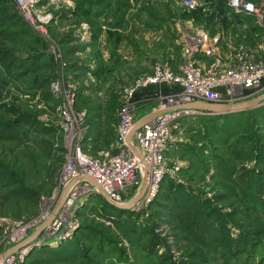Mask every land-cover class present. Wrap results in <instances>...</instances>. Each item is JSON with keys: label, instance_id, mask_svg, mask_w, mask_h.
<instances>
[{"label": "rangeland", "instance_id": "1", "mask_svg": "<svg viewBox=\"0 0 264 264\" xmlns=\"http://www.w3.org/2000/svg\"><path fill=\"white\" fill-rule=\"evenodd\" d=\"M179 1L42 0L39 4L42 15L51 16L49 23L42 24L26 19L11 0L10 15L0 24V49L14 62L9 70L0 66V254L9 248L10 238L16 232L26 230L31 236L37 225L55 211L73 135L81 130L87 135L103 128L106 137L99 146L102 150L109 149V142L115 140L110 124L115 129L119 124L117 112L124 105L125 89L140 77L151 75L159 65L166 63L174 70L180 67L179 42L191 28L190 22L212 34L245 32L250 28V22L222 20L220 11L207 16L210 21H205L204 15L197 20V16L179 7ZM82 22L87 25H81ZM89 30L92 41L84 45ZM127 46L134 51L131 61L116 54L119 48L125 54ZM262 94L264 84L258 94L240 105ZM155 102L154 96L137 95L129 106L135 115L141 116ZM18 114L29 116L34 126L14 123L21 118ZM228 114L234 113L223 115ZM206 116L216 118L209 134L199 120ZM216 116L219 117L203 114L183 119L181 142L173 144L166 154L170 166L179 163L181 168L173 177L163 179L150 203L139 202L120 216L105 211L100 196L82 195L60 216V220L76 227L61 244L68 243L65 249L63 246L58 250L61 245L34 248L21 264H161L157 256L166 251H171L176 263L264 264V248L233 259L227 258V249L208 251L203 241L212 237L208 226L205 231L199 230L200 243L193 232L182 231L180 237L184 241L179 245L182 257L171 250V238L165 247L149 249L148 240L154 235L162 239L165 231L170 234L168 215L162 208L169 204L156 199L158 195L171 196L169 189L173 185L209 200L211 209L228 218L232 238L244 236L248 248L252 241L264 245V207L249 208L250 202L239 200L257 190L254 184H244L247 176L243 167L251 169L255 162H242L245 154L236 155L233 151L234 147L244 148L246 138L254 140L252 147L264 145V138L263 142L258 138L264 133V122H230L233 132L222 138L214 132L223 127L224 121ZM195 145L196 149H191ZM210 156L215 158L213 162L208 160ZM215 160L218 169L214 167ZM203 161L208 169H204ZM224 170L226 173H222ZM258 190L264 193V181ZM224 197L227 201L217 202ZM134 198L126 199L124 205ZM155 200L161 205L152 206ZM235 211L237 217H227ZM245 216L248 218L244 219ZM257 233L263 236L257 237ZM56 251H62L60 256L55 255Z\"/></svg>", "mask_w": 264, "mask_h": 264}, {"label": "built area", "instance_id": "2", "mask_svg": "<svg viewBox=\"0 0 264 264\" xmlns=\"http://www.w3.org/2000/svg\"><path fill=\"white\" fill-rule=\"evenodd\" d=\"M41 1L14 0L26 19L47 24L51 16L42 15ZM222 2L229 11L230 20L238 17L242 22H250L247 31L212 34L209 29L192 26L190 22L191 28L179 42L180 67L174 70L166 63L159 65L151 75L140 77L125 89L124 105L117 112L119 124L115 140L109 149L93 156L82 148L86 137L84 130L73 135L68 164L61 179V192L74 182L59 211H54L35 228L38 230L53 217L35 239L37 247H55L72 236L76 227L60 220L61 213L72 208L82 195L95 193V186L113 204L124 205L126 199L134 198L141 189L146 175V189L139 202L150 203L163 179L173 177L181 168L179 163L170 166L166 154L173 144L181 142L183 119L212 114L183 106L198 103L236 106L260 92L264 82V0ZM178 5L187 14L210 12L209 3L204 0H180ZM137 95L154 96L156 102L148 115L158 114L135 128L139 120L129 104ZM28 237L26 230L16 232L10 238L9 248L0 256ZM27 252L28 249L15 252L0 260V264H21Z\"/></svg>", "mask_w": 264, "mask_h": 264}, {"label": "trees", "instance_id": "3", "mask_svg": "<svg viewBox=\"0 0 264 264\" xmlns=\"http://www.w3.org/2000/svg\"><path fill=\"white\" fill-rule=\"evenodd\" d=\"M204 1L206 3H209L210 12L204 13L202 11H196V12L190 13L191 16L193 17L197 16V20H201V15H204L205 16L204 20L210 21L211 19H208L207 16L212 15L214 11H217V12L220 11L223 16L222 20L227 21L229 19V16H228L229 11L226 8L225 4L222 2V0H204ZM10 4H12L11 0H0V24H2V22L6 18H8V15H10V11L12 9ZM231 20L235 22H242L239 20L238 17H231ZM13 63H14L13 58H10L7 52L2 51L0 49V66L3 69L9 70L13 66ZM25 68H28V67H25ZM18 116H20L21 118H19V120L15 119L13 121L14 123H18V125L25 124L28 126H34V123L30 120L29 116L21 115V114L20 115L18 114ZM218 116L219 117L216 116L217 119H219L222 122L224 121V124H223V127L221 128L222 130L220 129L221 131L217 130V132H214V133H218L219 136L224 138V136H226V133L233 132V130L230 129V125H229L230 122H233V121L240 122V120H244L245 122L247 121L253 122L254 120L255 122L260 121V123L264 122V105L257 107L255 109H252V110L244 111V112L228 114V115H223V116L218 115ZM199 120L201 121V125H202L204 132L209 134L211 128L213 127L212 123L216 121V118L214 116H206V117H200ZM208 126H211L210 129ZM258 138L261 140V142H263L262 139L264 138V133H261V135H259ZM253 142L254 140H251L250 138H246V141H245L246 145L244 148L234 147L233 149L236 155L245 154L246 159H243L242 162H252V161L255 162V167H252L251 169H245V167H243L244 173L247 176V180L244 182V184H247V186L249 183L254 184L253 186L257 188L256 191H258V193H256V191L249 192V193L245 192L246 196L242 197V199H239V200L241 202H250L251 205L249 208H259V207L262 208L264 207V193L260 192L258 190V187L262 185V182L264 181V145H261L260 147L258 146L252 147L251 144ZM191 149L195 150L196 145L192 147ZM189 150L190 149H187V151ZM213 159L215 158L213 156H210L208 160H211L213 162ZM203 160H204V157H203ZM216 160L214 164L216 166L214 167L218 169L219 167H218V163ZM193 164L195 167L198 166L197 163H193ZM202 164L204 165L203 166L204 169L209 168V166L207 165V163H205V161H203ZM1 168L2 166L0 164V169ZM200 168L203 169L202 167ZM254 168H259V170L254 169ZM224 172L226 173L225 170L222 173ZM222 176H225V175L222 174ZM249 180H252L253 183H251ZM169 192L171 193V196H168L166 194L158 195V198L156 200L163 199L169 204L168 206H163L162 208L164 211L167 212V215H168L166 224L170 225L168 229L170 234H168L167 231H165V233H163L164 237L162 239L154 235V238H151L150 240H148L150 244L149 249H151L152 246L158 249H160L161 247H165V245H167L166 241L169 238H171L172 247H173V249L171 250H174L180 257H182L181 249L179 247L180 243L184 241V239L180 237V234L182 233V231L186 229L190 232H193L192 235L196 236L195 237L196 241L200 243L202 234H199V230L204 229L205 231L207 226L210 229L209 237L212 236L210 240L208 239V241L207 239L203 240L206 247L208 248V251H217V250L227 249L229 250L226 253L227 258L233 259L236 257H241V256L243 257L245 255H248L254 250H255L254 252L256 253L258 249L264 248V245L262 244L261 241L259 242L252 241L250 243L251 247L248 248L247 247L248 242L246 243V241L243 240L244 236L240 237L239 239L232 238L231 233L229 231L230 229L228 227L229 226L228 221H227L228 218H226V216L220 215L218 211L211 209L212 206L210 202H208L209 200H206V198L202 199L198 195H193V193L191 192L188 193L185 191L184 187L179 186V185H175V186L173 185L169 189ZM156 200L154 201L155 203H153L152 206L161 205ZM221 200L227 201V197L220 198V200L218 199L217 202H221ZM103 201H104L103 203H104L105 211L114 212V213L116 212L120 216L124 215L125 212L127 213V210L117 209L113 207L112 205L108 204L105 200ZM249 208H246V209H249ZM237 216H238L237 211L233 212L231 215L230 214L227 215V217H230V218L237 217ZM245 218L247 219L248 216H245L244 219ZM154 227L156 228V225H154ZM147 234L148 233H146L145 236H147ZM260 235L261 233H257L256 236L258 237ZM262 236L263 234L261 235V237ZM98 241L101 242L102 238L100 237ZM67 245L68 243L65 246ZM63 246L64 245H61L60 247H58V250L62 249ZM65 246H64V249H65ZM231 247L232 249H230ZM170 252L171 251H166V252L161 253V255L157 256L158 260L161 261V264H185L183 261L179 263L173 262L172 261L173 256ZM61 253L62 251H56L55 255L60 256ZM186 258L190 260L191 256L186 255Z\"/></svg>", "mask_w": 264, "mask_h": 264}, {"label": "water", "instance_id": "4", "mask_svg": "<svg viewBox=\"0 0 264 264\" xmlns=\"http://www.w3.org/2000/svg\"><path fill=\"white\" fill-rule=\"evenodd\" d=\"M263 102H264V94H262V95H260V96H258L256 98L246 102L243 105L216 106V105H211V104L198 103V104L185 105L183 107L192 108V109H198V110H203V111H208V112H210L212 114L223 115V114H227V113H239V112H244V111H247V110H252V109H255L258 106H260ZM157 114L158 113H153V114H150V115L144 117L143 119L139 120L136 123L135 128L140 127L145 121H147L148 119L156 116ZM86 179L90 180V178H87V177H86ZM90 181L95 186L94 182L92 180H90ZM72 183L70 185H68L67 187H65L63 189V191L61 192V196H60V199L58 201V205H57V207L55 209V213L57 211H59V209L62 207L65 195H66L67 191L69 190V188L71 187ZM95 187H96V192L93 193V194H96L98 197L100 196L108 204L112 205L113 207H115L117 209L128 210V209L132 208L133 206H135L137 204V202H139V200L144 195V192H145V189H146V175H144L143 184H142V187H141L138 195L130 203H128L127 205H115V204H113L97 186H95ZM52 218L53 217H51L47 222H45L36 232H34L31 236H29L24 242H22L21 244L15 246L10 251H8V252L4 253L2 256H0V260L4 259L5 257H8L9 255H11V254H13L15 252H19V251H21L23 249H28V252L26 253V255H27L34 248H38L34 241L38 237V235L40 234L42 229L51 221Z\"/></svg>", "mask_w": 264, "mask_h": 264}, {"label": "crops", "instance_id": "5", "mask_svg": "<svg viewBox=\"0 0 264 264\" xmlns=\"http://www.w3.org/2000/svg\"><path fill=\"white\" fill-rule=\"evenodd\" d=\"M81 25H87V23L86 22H82ZM104 28L105 27H103V25H101V29L104 30ZM103 32H102V34L100 36V40H99L100 47L103 46V38H102L103 35H104ZM89 33H90V35L89 34L88 35H85L84 34L85 35L84 36V42H83L84 45H88L92 41V39H91V31L90 30H89ZM81 40H82V37H81L80 41ZM119 49L116 52L118 58L126 59V61H131V60L134 59V51H133V49H131L130 47L127 46V48L125 50V54L122 53L121 50H119ZM87 50H88V47H87ZM148 114H149V109H147L146 112H144L143 114H141V116H137L136 115V117L138 118V120H141L144 117H146V115L148 116ZM110 127L114 129V137H115V135H116L115 126L112 125V124H110ZM105 137H106V131L103 128H97V129L93 130L91 133H88L86 135V137L84 139V143H83V148L85 149V151L88 154H95L98 151L102 150V149H100V146L99 145L103 142V138H105ZM112 142L113 141L111 139V141L109 142V144L112 143ZM94 150H97V151L95 152Z\"/></svg>", "mask_w": 264, "mask_h": 264}]
</instances>
